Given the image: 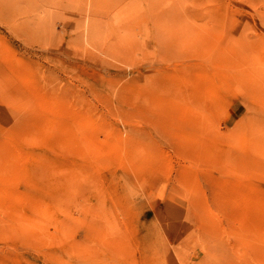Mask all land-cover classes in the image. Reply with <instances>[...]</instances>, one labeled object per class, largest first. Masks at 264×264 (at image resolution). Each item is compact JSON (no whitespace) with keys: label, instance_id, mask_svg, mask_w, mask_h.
<instances>
[{"label":"rangeland","instance_id":"1","mask_svg":"<svg viewBox=\"0 0 264 264\" xmlns=\"http://www.w3.org/2000/svg\"><path fill=\"white\" fill-rule=\"evenodd\" d=\"M0 264H264V0H0Z\"/></svg>","mask_w":264,"mask_h":264}]
</instances>
